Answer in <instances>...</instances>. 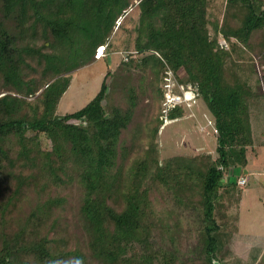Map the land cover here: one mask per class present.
<instances>
[{"label": "rangeland", "instance_id": "1", "mask_svg": "<svg viewBox=\"0 0 264 264\" xmlns=\"http://www.w3.org/2000/svg\"><path fill=\"white\" fill-rule=\"evenodd\" d=\"M226 5L227 0H208L207 27L214 35L217 26L218 47L221 41L226 42L223 50L230 52V68L250 91L246 101L252 146L246 148L243 172L236 168L225 176L227 180L246 177V185L223 187L217 194L214 218L219 225L218 256L221 264H264V29L253 31L248 45L225 39L219 31ZM126 14L118 29H113L100 60L94 58L74 70L54 114L61 117L83 108L98 93L105 77L108 91L103 106L108 115L116 109L119 120L117 139L110 146L115 163L106 186L108 204L118 211L123 209L137 168L144 164L148 173L141 187L149 203L148 213L142 217L149 247L144 234V240L132 242L126 257H121L128 264H205L202 214L197 201L200 189L195 187L199 176L194 173L195 179L187 183L182 175L189 165L198 171L208 160L215 161L213 117L198 98L191 108L182 109L180 117L161 127L159 84L163 66L153 51L150 53L156 59L134 66L145 55L134 49L136 6ZM0 22L11 34L21 36V22L15 14L6 17L1 2ZM28 25L24 24L23 30ZM36 32L35 45L43 46V53L49 54L53 51L49 49V34L40 26ZM22 39L27 42V38ZM232 46L239 52H233ZM126 57L134 63H126ZM26 61L23 79L42 83L43 64ZM74 64L79 66L78 61ZM41 90L33 96L18 95L29 103L23 112L40 113ZM5 93L10 92L1 88L0 96ZM24 137L26 147H34L26 155L21 153L15 134L3 141L7 159L0 192V250L7 248L12 253L10 264H95L80 213L85 189L81 169L75 163L78 160H73L68 144L58 152L57 143L44 133L26 131ZM177 172L181 175L174 178ZM81 257L83 263H79ZM118 264L124 263L120 259Z\"/></svg>", "mask_w": 264, "mask_h": 264}, {"label": "trees", "instance_id": "2", "mask_svg": "<svg viewBox=\"0 0 264 264\" xmlns=\"http://www.w3.org/2000/svg\"><path fill=\"white\" fill-rule=\"evenodd\" d=\"M4 15L15 14L21 22V36L11 34L0 22V84L10 93L0 96V192L3 187L2 171L7 153L3 141L9 134L19 137L21 153L26 155L34 147H26L24 132L44 133L61 148L69 145L73 160L81 169L80 178L85 196L80 207L85 223L88 248L95 264H124L128 249L142 236L149 247L148 229L142 217L148 213L149 203L143 186L147 176L144 164L137 168L129 197L123 209L108 204L106 192L115 163L112 141L117 139L116 109L106 114L103 106L107 94L104 80L98 93L80 110L56 117V105L69 87L74 70L95 58L96 49L108 47L113 29L120 26L127 11L136 6L137 24L134 27V49L145 54L139 64L153 60L150 53L159 52L177 75L179 81L192 86L213 117L216 129V159L195 171L189 165L182 179L190 183L196 173L200 191L197 201L201 207L204 235L205 264H219V225L215 221V201L223 187H238L237 176L226 175L230 170L247 165L246 148L252 146L245 81L230 68L229 51L217 45V26L214 35L208 30L206 6L208 0H0ZM227 12L220 31L224 38L236 39L248 45L253 31L264 29V0H227ZM28 32L23 30L24 24ZM40 26L49 34V49L35 45L36 29ZM29 34V36H25ZM27 38V42L24 43ZM47 45L45 46V48ZM231 47L233 52H239ZM103 48L99 50L101 53ZM99 57V58H100ZM131 57V56H128ZM132 58V57H131ZM43 64L42 83L23 79L26 60ZM96 59V58H95ZM156 59V58H155ZM78 61L79 66L74 64ZM73 63V65H72ZM232 70V71H231ZM185 76V79L183 77ZM0 88V89H1ZM41 98L40 113L29 115L23 108L29 103L23 97L37 91ZM161 95V91H160ZM181 108L170 111V119L180 117ZM145 163V162H144ZM144 168V169H143ZM172 173V172H170ZM181 173L177 172L178 177ZM144 216V217H145ZM121 256H124L123 258ZM13 255L8 249L0 250V264H10ZM81 257L79 263H83ZM165 264V263H164Z\"/></svg>", "mask_w": 264, "mask_h": 264}, {"label": "built area", "instance_id": "3", "mask_svg": "<svg viewBox=\"0 0 264 264\" xmlns=\"http://www.w3.org/2000/svg\"><path fill=\"white\" fill-rule=\"evenodd\" d=\"M220 49H224L227 47L225 41H221L219 43ZM105 51V46H100L96 49L95 58L98 59L100 57L99 50ZM102 54V53H101ZM156 57L159 58L163 69L160 78V91H161V100L159 106V115L158 119L161 122V127L171 122L169 118V113L171 110L175 108L187 109L191 108L197 101L198 95L196 90L190 86L181 83L172 70L170 66L166 64L164 59L155 51L152 52ZM127 58V57H126ZM124 59L125 61L128 60ZM213 131L216 133V129L214 125H212ZM246 177L238 176L236 179V185L239 187H244L246 185Z\"/></svg>", "mask_w": 264, "mask_h": 264}, {"label": "crops", "instance_id": "4", "mask_svg": "<svg viewBox=\"0 0 264 264\" xmlns=\"http://www.w3.org/2000/svg\"><path fill=\"white\" fill-rule=\"evenodd\" d=\"M97 60H100V59H97ZM159 86H160V84H159ZM159 93H160V89H159ZM159 99L161 100V97H159ZM238 232H239V233H238V237H239V238L242 237L239 228H238Z\"/></svg>", "mask_w": 264, "mask_h": 264}, {"label": "bare ground", "instance_id": "5", "mask_svg": "<svg viewBox=\"0 0 264 264\" xmlns=\"http://www.w3.org/2000/svg\"><path fill=\"white\" fill-rule=\"evenodd\" d=\"M103 54H101V56H102Z\"/></svg>", "mask_w": 264, "mask_h": 264}]
</instances>
